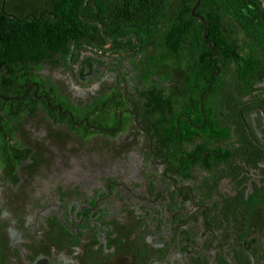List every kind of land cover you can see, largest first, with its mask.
<instances>
[{"label":"flooded vegetation","instance_id":"1","mask_svg":"<svg viewBox=\"0 0 264 264\" xmlns=\"http://www.w3.org/2000/svg\"><path fill=\"white\" fill-rule=\"evenodd\" d=\"M87 52L92 64L84 77L79 66L69 73L47 64L31 70L52 82L63 101L32 81L19 98L29 95L32 105H0V264H260L264 81L249 94L215 89L205 101L208 116L199 104L193 118L179 115L199 134L185 132L170 149L176 136L163 141L165 126L142 119L141 87L129 58ZM50 73L63 74L66 88L68 76V89L60 90ZM7 80L2 74L1 92L22 90V74L16 84L7 86ZM184 87L183 77L179 101L189 103L194 91ZM112 90L122 98L119 121L90 124L85 115L91 99ZM212 113L228 138L203 134ZM93 136L103 139L88 153L66 152L68 140L84 146ZM189 148L196 150L192 158L183 154ZM209 159V170L199 166Z\"/></svg>","mask_w":264,"mask_h":264},{"label":"trees","instance_id":"2","mask_svg":"<svg viewBox=\"0 0 264 264\" xmlns=\"http://www.w3.org/2000/svg\"><path fill=\"white\" fill-rule=\"evenodd\" d=\"M194 2L0 0V77L6 74L7 86L16 84V75L22 74L24 78L21 91L4 93L0 90V96L18 100L0 101V105H32L29 95L19 99L32 81L40 91L48 90L54 99L63 101L57 97L52 82L33 76V68L47 64L51 70L61 67L69 73L79 66L78 76L84 77V68L90 70L92 59L82 56L81 52L90 48L109 55L121 54L129 58L130 67L137 73L141 87L137 92V105L143 104L142 119L153 121L157 127L165 126L168 132L163 141L171 139L179 115L193 118L198 114L197 97L213 71L214 58L201 38L202 26L189 15ZM195 14L208 23L207 39L219 54L216 60L219 73L202 102L208 116L205 101L215 89L224 92L239 89L249 94L254 85L264 81V0H199ZM104 45L109 47L103 50ZM183 77L185 90L194 91L188 96L189 103L179 101ZM223 84L227 86L222 87ZM165 91L169 92L168 96L163 94ZM121 99V94L114 90L110 95L91 99L85 115L89 123L114 124ZM64 108L70 109L68 103ZM214 116L216 113H212L203 134L217 140L228 138V129L222 124L215 126ZM177 124L170 149L177 146L185 132L199 134L183 119ZM183 151L186 157L192 158L196 150ZM214 153L227 156V152L217 149ZM199 166L209 170L211 160ZM252 244L250 241L249 246Z\"/></svg>","mask_w":264,"mask_h":264},{"label":"water","instance_id":"3","mask_svg":"<svg viewBox=\"0 0 264 264\" xmlns=\"http://www.w3.org/2000/svg\"><path fill=\"white\" fill-rule=\"evenodd\" d=\"M198 4H199V0H195L194 4L192 5V7L189 10V15H190V17L196 19L201 24V26H202L201 38L204 41V43L206 44V48H207L210 56H212L214 58L212 61L213 71L209 74V82L207 83L205 89L200 93L199 98H198L199 110L202 111V97L205 94V92H207L209 90V88L213 82L214 77H216L219 73V70L216 66V60L218 59L219 54L216 50H214L213 44L211 42H209V40L207 39L208 23L205 22L202 17L195 14V10H196ZM7 16L10 18L12 17L10 15H7ZM16 99L17 98L0 97V100H2V101L16 100ZM178 119H179V117L175 120V128H174V131L172 134V138H174L176 136V132L178 130V125H177ZM117 121H119V115L117 116Z\"/></svg>","mask_w":264,"mask_h":264},{"label":"rangeland","instance_id":"4","mask_svg":"<svg viewBox=\"0 0 264 264\" xmlns=\"http://www.w3.org/2000/svg\"><path fill=\"white\" fill-rule=\"evenodd\" d=\"M88 54V52L87 51H83V52H81V55L82 56H86ZM63 76V74H59L58 75V73H53V74H51L50 73V76H49V79H51V80H53V81H55V82H57V84H58V86H59V89L60 90H64V91H66L67 89H68V86H69V78H68V76H67V78H65V80L68 82L67 83V88L65 87V85L63 84V81H61V77ZM90 90H91V88H89ZM87 90V89H84V90H81V91H84V93H86V92H88V91H90V90ZM66 95L69 97V91H67L66 92ZM77 98H75V100H76ZM39 134L41 135L42 134V131H40L39 132ZM123 136V135H122ZM97 138H99V139H103V138H101V137H99V136H93V137H91V139H92V142H90V143H86V145H84V146H82V145H79L78 143L76 144L77 145V147H75L73 144H74V142H71L70 144H69V140L66 142L67 143V149H66V152H68L69 154L70 153H73V154H78V153H88V151L92 148V145L95 143V142H97L96 140H97ZM114 148V145L113 144H111V145H109V146H106V150L108 151L109 149H113ZM47 150H48V148H46ZM40 152L41 153H45V151L43 150V146H40ZM48 152H49V150H48ZM44 164H46L47 166H48V164H47V162H44ZM44 171H47V169H44ZM13 205H9L8 206V209L9 210H11V209H13ZM260 264H264V258L261 260V262H260Z\"/></svg>","mask_w":264,"mask_h":264}]
</instances>
